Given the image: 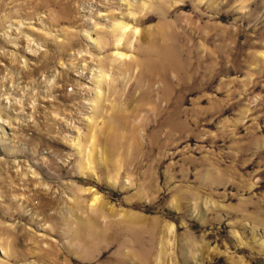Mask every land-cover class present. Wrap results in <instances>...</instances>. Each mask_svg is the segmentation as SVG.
<instances>
[{"label":"rangeland","instance_id":"rangeland-1","mask_svg":"<svg viewBox=\"0 0 264 264\" xmlns=\"http://www.w3.org/2000/svg\"><path fill=\"white\" fill-rule=\"evenodd\" d=\"M48 251L264 264V0H0V264Z\"/></svg>","mask_w":264,"mask_h":264},{"label":"bare ground","instance_id":"bare-ground-1","mask_svg":"<svg viewBox=\"0 0 264 264\" xmlns=\"http://www.w3.org/2000/svg\"><path fill=\"white\" fill-rule=\"evenodd\" d=\"M124 26H117L116 27V30H117V33H119L121 35V37L118 39V41H122V37L124 36L125 34V30L123 29ZM128 28V27H127ZM126 28V29H127ZM137 32V31H136ZM91 139V138H90ZM92 143H94V138L92 140ZM86 160V159H85ZM84 165H80V168L82 169L81 172L83 173V168H90L91 167V162H88V161H84L83 162ZM82 163V164H83ZM85 171V170H84ZM93 191V190H91ZM100 199L99 196H94V199H93V202H97L98 200ZM170 228V227H169ZM93 235V233H92ZM125 235V234H124ZM122 235V236H118V238H122V239H125L126 242H130V243H135V242H139L140 241V234H137V233H128L126 234L125 236ZM115 236V235H114ZM114 239V237L112 238ZM48 255V257H51L50 261H49V264H62L58 258H59V255L58 254H50L49 251L46 253ZM118 254H119V251H118ZM133 260L135 259L134 256H132L131 254L128 256L127 260H128V263L126 262L125 258L123 257H120L118 258V261L117 263L116 262H112L111 264H131L132 262H130V259ZM135 264H145L142 260H137L135 261Z\"/></svg>","mask_w":264,"mask_h":264}]
</instances>
